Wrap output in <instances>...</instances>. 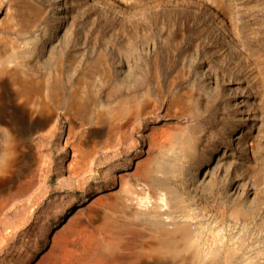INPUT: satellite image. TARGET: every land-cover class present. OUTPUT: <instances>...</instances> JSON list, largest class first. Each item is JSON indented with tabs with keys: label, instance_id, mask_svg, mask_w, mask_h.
<instances>
[{
	"label": "rangeland",
	"instance_id": "obj_1",
	"mask_svg": "<svg viewBox=\"0 0 264 264\" xmlns=\"http://www.w3.org/2000/svg\"><path fill=\"white\" fill-rule=\"evenodd\" d=\"M72 219L76 256L264 264V0H0V264Z\"/></svg>",
	"mask_w": 264,
	"mask_h": 264
},
{
	"label": "bare ground",
	"instance_id": "obj_2",
	"mask_svg": "<svg viewBox=\"0 0 264 264\" xmlns=\"http://www.w3.org/2000/svg\"><path fill=\"white\" fill-rule=\"evenodd\" d=\"M21 193L22 192L16 193L15 196H19ZM121 193L126 199L136 201L135 205L145 211H153L154 207L158 209L161 206L162 202L159 204L154 201L160 200L165 202V198L161 195L162 193L151 192L146 188H137L128 183H122ZM152 199L155 200L152 202ZM101 204L108 208L112 207L117 210L119 209L113 202L103 200ZM71 221L72 222H70L66 231L54 238L53 242L55 247L58 249L57 253H50L45 256V258H43L44 260L41 261L40 264H113L119 260L115 249L111 247L114 242L108 241V239L102 236L101 233L98 234L99 232L96 233L95 242L87 253L81 256H76V254L67 251L70 235L74 234V230L80 227L83 223V220L78 219H73ZM112 225L116 226V223L113 222ZM63 256L66 260L62 262Z\"/></svg>",
	"mask_w": 264,
	"mask_h": 264
},
{
	"label": "water",
	"instance_id": "obj_3",
	"mask_svg": "<svg viewBox=\"0 0 264 264\" xmlns=\"http://www.w3.org/2000/svg\"><path fill=\"white\" fill-rule=\"evenodd\" d=\"M70 155H71V154H70ZM34 187H35L34 184L28 186L27 189H26V192H25L23 195L12 197L11 199H9V200L7 201L6 206H7V207H10V206L14 203V201H16L17 199H18V201H27V200L29 199L30 194H31L32 191L34 190ZM78 214H81V213H78ZM67 219H68V218H67ZM72 220H73V219H72ZM71 222H72V221H71ZM69 224H70V223H68V224L65 226V228L63 229V232L66 231V228L69 226Z\"/></svg>",
	"mask_w": 264,
	"mask_h": 264
}]
</instances>
